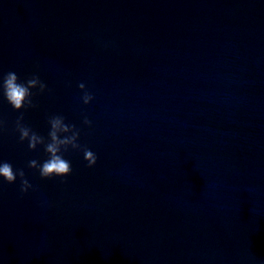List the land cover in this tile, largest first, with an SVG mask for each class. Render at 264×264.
<instances>
[{
  "label": "water",
  "instance_id": "water-1",
  "mask_svg": "<svg viewBox=\"0 0 264 264\" xmlns=\"http://www.w3.org/2000/svg\"><path fill=\"white\" fill-rule=\"evenodd\" d=\"M9 71L97 162L42 179L0 92V264H264V0H0Z\"/></svg>",
  "mask_w": 264,
  "mask_h": 264
},
{
  "label": "clouds",
  "instance_id": "clouds-1",
  "mask_svg": "<svg viewBox=\"0 0 264 264\" xmlns=\"http://www.w3.org/2000/svg\"><path fill=\"white\" fill-rule=\"evenodd\" d=\"M78 87L84 92L81 98L83 103L85 105L89 104L94 99L93 95L85 90L83 83L79 84ZM33 89H38V93H34ZM46 90L47 85L35 74L26 81H21L14 71L0 75V92L14 110L21 112L15 122V130L19 133L20 142L27 141L30 151H35L38 146L42 145L47 155V159L42 164L33 159L28 162V167L38 170L42 179L69 176L72 173L71 163L64 158L69 149L82 151L87 166L89 168L95 166L97 156L89 148L78 143L80 131L75 125L66 123L64 116L52 115L48 118L50 128L47 138L39 135L23 123L22 110L36 107L33 103V96L42 94ZM83 123L91 125V121L87 117L84 118ZM4 125L5 122L0 120V131L4 130ZM18 176L21 182L20 191L26 193L32 185L25 178L24 170L17 169L14 171L11 163L0 162V177L4 181L13 184Z\"/></svg>",
  "mask_w": 264,
  "mask_h": 264
}]
</instances>
